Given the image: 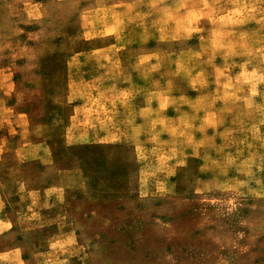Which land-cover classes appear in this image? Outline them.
Masks as SVG:
<instances>
[{
	"label": "rangeland",
	"instance_id": "1",
	"mask_svg": "<svg viewBox=\"0 0 264 264\" xmlns=\"http://www.w3.org/2000/svg\"><path fill=\"white\" fill-rule=\"evenodd\" d=\"M0 264H264V0H0Z\"/></svg>",
	"mask_w": 264,
	"mask_h": 264
}]
</instances>
